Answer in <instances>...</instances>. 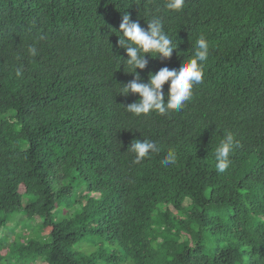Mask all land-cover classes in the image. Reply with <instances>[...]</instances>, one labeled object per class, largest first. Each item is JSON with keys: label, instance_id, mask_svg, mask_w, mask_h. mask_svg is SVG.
Returning a JSON list of instances; mask_svg holds the SVG:
<instances>
[{"label": "trees", "instance_id": "1", "mask_svg": "<svg viewBox=\"0 0 264 264\" xmlns=\"http://www.w3.org/2000/svg\"><path fill=\"white\" fill-rule=\"evenodd\" d=\"M166 3L0 0V264H264V0ZM124 14L160 18L178 44L146 57L144 83L208 41L181 111H126ZM137 139L159 152L137 163Z\"/></svg>", "mask_w": 264, "mask_h": 264}, {"label": "clouds", "instance_id": "2", "mask_svg": "<svg viewBox=\"0 0 264 264\" xmlns=\"http://www.w3.org/2000/svg\"><path fill=\"white\" fill-rule=\"evenodd\" d=\"M184 5V0H167L166 8L179 11ZM118 45L125 49L128 59L124 60L129 66L134 79L124 84L120 88L121 95L127 96L138 94L136 102L128 104L125 109L127 112L139 117L150 113L165 115L170 112L181 111L186 102L193 97L194 85L200 84L204 79L205 62L209 56V43L201 35L195 41V52L187 61H183L179 68H161L155 74L149 73L147 83L142 81L137 69L143 70L148 64L146 57L171 58L178 44L164 31V26L160 18H152L147 23V29L142 27L138 21L131 20L128 14H124L120 24ZM122 33V35H121ZM29 54L35 56L36 48H29ZM124 64V65H125ZM19 74V73H18ZM167 102L165 103V93L163 86L169 82ZM235 147L234 136L227 133L220 141L215 150V169L218 173L225 172L230 165V154ZM128 150L135 154V161L149 158L152 153L159 152L157 145L146 139L133 140ZM177 156L174 151H169L163 160L165 166L176 163Z\"/></svg>", "mask_w": 264, "mask_h": 264}, {"label": "rangeland", "instance_id": "3", "mask_svg": "<svg viewBox=\"0 0 264 264\" xmlns=\"http://www.w3.org/2000/svg\"><path fill=\"white\" fill-rule=\"evenodd\" d=\"M93 195H95L96 196V194H93ZM86 248H91L90 246H85Z\"/></svg>", "mask_w": 264, "mask_h": 264}]
</instances>
